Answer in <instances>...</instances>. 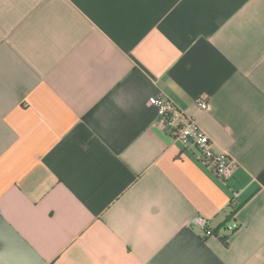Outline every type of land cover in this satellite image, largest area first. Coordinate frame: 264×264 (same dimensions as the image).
Wrapping results in <instances>:
<instances>
[{
	"label": "crops",
	"instance_id": "0c3cea01",
	"mask_svg": "<svg viewBox=\"0 0 264 264\" xmlns=\"http://www.w3.org/2000/svg\"><path fill=\"white\" fill-rule=\"evenodd\" d=\"M0 264H264V0H0Z\"/></svg>",
	"mask_w": 264,
	"mask_h": 264
},
{
	"label": "built area",
	"instance_id": "2783aa9c",
	"mask_svg": "<svg viewBox=\"0 0 264 264\" xmlns=\"http://www.w3.org/2000/svg\"><path fill=\"white\" fill-rule=\"evenodd\" d=\"M148 100L155 106L159 122L166 132L176 141L189 147L194 152L196 159L210 169L222 182L228 181L236 168L234 159L225 152L215 151L208 136L200 129L196 121L185 115L172 100L163 95L151 96ZM194 102L200 109L209 107L208 100L203 95L195 97ZM230 202L234 203L233 199ZM190 225L200 228L202 237L215 233L208 225L207 220L200 216L193 217L190 220ZM238 226V222L232 218L225 223V230L229 234Z\"/></svg>",
	"mask_w": 264,
	"mask_h": 264
},
{
	"label": "trees",
	"instance_id": "16d2710c",
	"mask_svg": "<svg viewBox=\"0 0 264 264\" xmlns=\"http://www.w3.org/2000/svg\"><path fill=\"white\" fill-rule=\"evenodd\" d=\"M230 208H231V214L233 215L234 213H235V210H236V207H235V204L234 203H232V202H230L229 203V205H228ZM233 217L231 216V218L230 219H232ZM229 219V220H230ZM227 222V221H226ZM226 222H224L223 223V225L221 226V228H220V230H222L223 232H224V234L221 236V239H222V241L224 242V243H226V238H227V236L230 234H227V232H226V230H225V223ZM214 235L215 234H217V230L215 229L214 230ZM232 233V232H231Z\"/></svg>",
	"mask_w": 264,
	"mask_h": 264
}]
</instances>
